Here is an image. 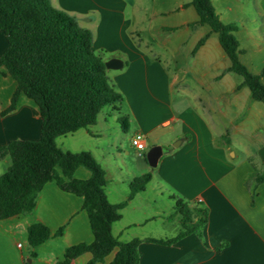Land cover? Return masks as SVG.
I'll return each instance as SVG.
<instances>
[{
    "label": "crops",
    "instance_id": "1",
    "mask_svg": "<svg viewBox=\"0 0 264 264\" xmlns=\"http://www.w3.org/2000/svg\"><path fill=\"white\" fill-rule=\"evenodd\" d=\"M188 1L179 4L180 10L191 9L195 14L162 25L168 37L160 43L161 53L157 42L140 35L143 27L133 17L139 9L136 0H50L91 31L92 48L104 61L121 60L120 67L106 68L122 96L108 104L119 112L113 115L114 121L121 114L119 109L125 108L121 115L127 116L128 128H134L131 138L140 132L146 142L150 140L149 147L159 144L168 149L154 167L146 161L138 171L117 164L116 170L107 169L97 156H114L123 146V134L115 128L105 142L100 140L108 123L106 112L101 113L103 107L94 124L59 135L55 143L63 151H88L103 167L107 200L126 201L111 231L121 241L140 239L139 264H264V181L255 180L256 173L264 170V102L255 100L242 77L227 69L229 59L217 34L206 24L188 25L197 19L192 5L183 6ZM211 3L222 22L237 25L233 33L240 49L238 58L264 85V0ZM196 30L198 35L189 43L187 36ZM206 33L204 42L192 52ZM6 45L0 30V54ZM186 56L191 59L189 70L179 63ZM15 86L0 67V111L9 105ZM68 134L72 138L67 146L57 144L58 137ZM39 136L37 106L20 94L14 109L0 117V145ZM2 162L5 170L9 157L0 156ZM145 172L151 173L145 188L128 198L130 181ZM73 176L85 179L89 171L78 166ZM160 198L165 199L164 207L159 206ZM174 198H181L191 209L205 208V222L173 243L146 240H165L180 232ZM82 202L81 196L61 190L54 181L46 182L30 214L0 219V264H24L31 253V264H55L64 259L67 246L90 242L93 235ZM157 220L158 225L144 228ZM32 222H42L51 232L33 248L16 239L20 235L27 243V226ZM58 228L61 232L55 235ZM112 254L94 264H108ZM90 257L83 252L71 264H88Z\"/></svg>",
    "mask_w": 264,
    "mask_h": 264
},
{
    "label": "trees",
    "instance_id": "2",
    "mask_svg": "<svg viewBox=\"0 0 264 264\" xmlns=\"http://www.w3.org/2000/svg\"><path fill=\"white\" fill-rule=\"evenodd\" d=\"M186 5H192L197 14V19L188 25L206 24L217 34L229 59L227 69L242 77V84L248 86L255 100L264 102V85L259 75L251 73L238 58L240 49L233 33L237 25L222 22L211 0H189L183 4ZM0 30L7 42L0 54V67L16 83L0 117L14 109L20 94L37 106L40 115L38 139H11L0 145V156L10 160L0 173V219L30 214L42 186L54 181L61 190L83 198L82 208L93 235L90 242L67 246L64 259L55 264H71L72 259L86 251L91 254L88 264L103 261L110 253L113 254L108 264H139L140 239L121 241L111 231L112 223L120 217L119 208L126 201L107 200L103 167L88 151H63L55 143L59 135L94 124L103 106L122 99L106 75L104 60L92 48L91 31L80 26L73 15L55 8L50 0H0ZM207 35L198 39L192 52ZM117 121L123 130L128 128L126 115H119ZM78 166L89 171L87 178L73 176ZM150 178V172L134 177L129 183L128 198L143 190ZM255 180L264 181V170L256 173ZM174 205L180 214V232L165 240H146L173 243L205 222V208L191 209L181 198H174ZM60 232L58 228L55 235ZM50 235L42 222L27 226L31 248Z\"/></svg>",
    "mask_w": 264,
    "mask_h": 264
},
{
    "label": "rangeland",
    "instance_id": "3",
    "mask_svg": "<svg viewBox=\"0 0 264 264\" xmlns=\"http://www.w3.org/2000/svg\"><path fill=\"white\" fill-rule=\"evenodd\" d=\"M129 1L134 2L135 0H129ZM136 1L139 6V9L137 10V12H135L133 17L135 21L137 20V23L140 24L141 27H143V30L140 32L141 37L148 39L152 43L157 42V44L159 45L161 42H163V40L166 37H168L167 32L162 29V25L177 23L179 19H181V17L190 19L192 14H195L194 11H190L191 9L190 10L186 9L183 11L180 10L179 4L187 0H136ZM198 33H199V30L189 33V35L187 36L189 43L192 41L193 37L198 35ZM155 47H157V49L161 53L162 51H164L161 45L160 46L155 45ZM190 60L191 59L189 58V56H186L184 58L180 57L179 63L180 65H183L186 69L189 70V66L191 64ZM162 61L164 62V58ZM169 64H171L172 67L175 66V64L172 62H170ZM103 111L106 112L108 123L106 124V127L103 129L104 134L100 140L105 142L110 135L115 133V128H119L121 131L118 130V134L119 133L123 134V139H122L123 146H121V148L117 150L118 152L115 150L114 156L111 154L110 155L106 154L104 159H102L100 156H97L98 161L104 167H106L107 169L111 171L116 170L114 164H117L123 169L129 168V169L136 170V171L142 169L143 166H146V161L143 155H145L147 149L149 148L150 140L146 142L147 147L143 150V154H138V151L131 144V135L134 129L133 126H130L126 130L121 129L119 126L120 125L119 122L118 121L116 122L113 119V115H116L119 112L117 109H114V110L111 109L110 105L103 106L101 113ZM119 111L121 114H123V112H125V108H120ZM101 113H100V116H101ZM71 138L72 137H70V135L68 134L66 135V137H63V136L58 137L56 141H57V144L59 145L67 146L68 142L71 141ZM173 143L174 141L171 144ZM125 150L127 151V153L124 152ZM3 164H4L3 162L2 164L0 163V166H1L0 171H3L5 168V165L3 166ZM157 201L159 202V206L164 207V204H163V202H165L164 198H160ZM136 202L140 203L138 201H135L134 204H136ZM158 222H159L158 220L155 221V223L154 221H150L148 224L145 225L144 228L147 229L148 226L149 225L151 226L152 224L158 225ZM17 236L18 237L16 239H19L20 241L24 242L25 246L30 247L28 242L26 243V241L22 239L20 235H17ZM31 257L33 256H29L25 259L27 264H31L30 263Z\"/></svg>",
    "mask_w": 264,
    "mask_h": 264
},
{
    "label": "water",
    "instance_id": "4",
    "mask_svg": "<svg viewBox=\"0 0 264 264\" xmlns=\"http://www.w3.org/2000/svg\"><path fill=\"white\" fill-rule=\"evenodd\" d=\"M104 63L106 68H118L122 65L121 60L116 57H111L105 60ZM179 141L180 140L178 139L172 145L176 146L179 143ZM167 149H168L167 147L159 144L151 145L145 153V159L147 163L151 167H154L157 164L159 157L162 155L163 152L167 151Z\"/></svg>",
    "mask_w": 264,
    "mask_h": 264
},
{
    "label": "built area",
    "instance_id": "5",
    "mask_svg": "<svg viewBox=\"0 0 264 264\" xmlns=\"http://www.w3.org/2000/svg\"><path fill=\"white\" fill-rule=\"evenodd\" d=\"M131 144L138 151V154H143V150L146 148V138L140 133L136 132L131 138ZM20 246V243H18Z\"/></svg>",
    "mask_w": 264,
    "mask_h": 264
}]
</instances>
